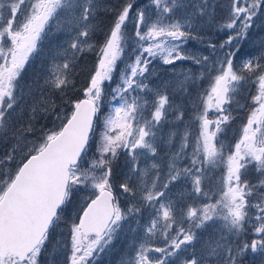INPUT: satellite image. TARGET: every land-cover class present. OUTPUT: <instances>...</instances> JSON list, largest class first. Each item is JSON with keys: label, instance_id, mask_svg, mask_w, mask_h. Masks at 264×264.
Listing matches in <instances>:
<instances>
[{"label": "snow or ice", "instance_id": "1", "mask_svg": "<svg viewBox=\"0 0 264 264\" xmlns=\"http://www.w3.org/2000/svg\"><path fill=\"white\" fill-rule=\"evenodd\" d=\"M27 2L0 0V264H94V254L111 243L123 222L139 225L145 212L143 236L134 237L125 264H245L249 255L264 264V39L257 52H246L237 62L240 41L264 17V0H228L227 6L217 0H119L105 7L111 26L83 98L74 101L64 97L80 54L93 47V21L102 4L35 0L19 19ZM58 13L65 16L60 30L66 39L55 56L63 59H53L43 83L21 87V70ZM205 26L226 37L218 45L206 42L213 55L223 53L215 61L184 48L189 40L205 43ZM130 39L134 61L121 70L107 102L111 111L102 118L104 82L113 79ZM157 57L164 65L191 61L200 67L199 75L182 71L164 85L183 95L190 84L215 73L199 94L203 108L195 116L194 144L185 132L175 146L173 132L159 140L163 155L157 130L169 111L177 120L183 112L166 91L138 79ZM249 82L256 93L245 98L251 105L241 104L238 97ZM145 92L154 98L140 95ZM57 95L70 110L56 111ZM234 104L251 110L228 148L221 134L235 118ZM49 116L52 128L41 123ZM97 121L102 122L98 138ZM121 153L126 159L116 183L114 165ZM221 166L224 173L213 191L209 174ZM78 194L84 199L77 206ZM62 226L66 232L58 231Z\"/></svg>", "mask_w": 264, "mask_h": 264}, {"label": "rangeland", "instance_id": "2", "mask_svg": "<svg viewBox=\"0 0 264 264\" xmlns=\"http://www.w3.org/2000/svg\"><path fill=\"white\" fill-rule=\"evenodd\" d=\"M137 1H141V0H137ZM34 2H35V0H28L27 4L22 6V11L19 15V19H23L24 14L28 11V7L30 6L31 3H34ZM227 3H228V0H222L223 5L227 6ZM98 10H97V12H98ZM150 15H152V19L156 18L154 14H150ZM174 15L177 17L180 16L181 15L180 10L177 9L175 11ZM64 20H65L64 14L58 13L45 26V31L41 34V39L37 42L36 51H34L31 54H34V53L39 54V55L42 54V55H44V57H46L49 60V63L45 67V69H44L45 72L43 71V74H38V75L32 74L29 81H28V84H29L30 80H34L38 76H43V75L46 76L48 74V69L52 66L54 58L58 62L62 61L63 58L62 57H56L55 53L58 49V46L62 45L66 39L65 33L60 30V28L63 26ZM261 20H264V17H262L260 20H256V23L254 24V26L249 30V32L247 34V38L240 41L241 52L238 53L237 62H239V59L242 58L246 52H257L258 51L259 41L261 39H264V28H262L260 26ZM52 22H54L53 25H52ZM94 24H95V22H94ZM51 25H52V29L50 30ZM126 31H127V34L131 37L132 33H133V25L131 22L128 23ZM202 34L205 37V43H200L196 40H189V41H187V43L184 46L185 51L188 53H191V54L208 55L210 57L211 61H215L217 59V56H222L223 53L218 50L217 53L215 55H213L211 53V51L206 47V42L208 39H211L216 44L218 41L220 43L221 40L226 38L225 34L222 32H218L216 29L211 28V27H207V26H205L203 28ZM93 38L94 37L92 36V39L90 41L93 44V47L90 50H86L85 52H90L91 50L95 49L96 43L94 42ZM132 47H133V41L130 39L127 41V44H126L124 50L126 51ZM223 51L226 52V51H228V49L226 48ZM131 56H132V58H131L132 61H134L135 55L132 52H131ZM122 58H123V53H122L120 60H122ZM120 60H118L117 63ZM127 63H130V60L125 61L124 69H125ZM175 66L176 65H164L162 63V61L157 57L156 59H153L151 61V63L147 66L148 71L145 73V76L144 77H138V79L143 80V82L145 84H147L149 88H152V89L160 88L161 90L166 91V88L164 87V85L166 84V82H173L174 83V81L177 79L178 73H180L182 71H188L189 69H191L192 72L199 75L200 71H201L200 67L197 65H194L191 61H180V66L178 68H176L177 70L175 69L177 71V74L174 75L175 72H173L172 69ZM116 70H117V68H116ZM116 70L112 73L113 77L116 73ZM212 75H214V74H212ZM212 75H211V77H212ZM118 78H120V77H118ZM179 78L183 79V76H180ZM41 82H43V81H41ZM105 82H110V81H105ZM25 83L26 82H20V85L23 87V86H25L24 85ZM172 92H175L173 87H172ZM200 93H202V92L199 91V94ZM255 93H256V85L252 84L251 82L246 83L244 85V89H243L241 95L238 97V99H240V102L243 100L244 103H242V104L251 105V100L245 99V98L249 97L250 95H254ZM140 95L142 97L148 99L149 101H151L154 98V94L151 92L140 93ZM113 106H115V102H113ZM253 107H254V105H253ZM250 110L251 109L249 108L248 111L246 112L245 119L240 118V121H239L240 126L238 127L239 131H238V129L231 130L233 132V134H235V132L236 133L238 132L237 139L235 141H233L234 144L239 139L240 135L242 134V127L246 123L247 116H248ZM110 111H111V108L108 105L107 112H105L103 114V116H106ZM170 113H171V111L168 112L166 121L162 123L161 128L159 130H157V143H158V147L160 149L161 155L164 154L165 148L162 144L159 143L160 138L163 137L164 139H167V137L171 133L174 132V130H175L174 128H176L174 126L175 125L174 119L169 118ZM145 115L150 116V110L148 112H146ZM209 115L212 116L213 113L209 112ZM190 124L192 127L191 122H190ZM101 128H102V122H101ZM178 132H180L179 129H178ZM186 132H188L190 134L189 138L192 141V143L194 144L195 137L198 135V132H199V128H197L193 132L191 131L192 133H190L189 130H186ZM221 135H222V138H223L224 143L226 145V143L230 139V136L228 134L223 135V133ZM98 136H99V133H97V138H98ZM181 136L182 135H180V138H181ZM173 139L176 142L175 146L178 147L179 136L176 135L173 137ZM189 151H191V149H189ZM125 159H126V157L122 153V165L118 163L116 168H115V172L117 174L116 183L119 182L120 172L123 169ZM249 176H250V178H254L255 173L252 172L249 174ZM215 186H216V183H215ZM75 199L77 202V206L79 204L83 203V199H84L83 194H78ZM120 204L123 207L125 205V202L121 199ZM70 214L72 216H75L74 212H72ZM129 221L123 222V227L119 230L118 233H116L114 235L111 243L106 245L102 252H99L98 255L94 254V256H95L94 264H125V261L127 260L128 255L130 254L131 244L133 242L134 237L143 236V226L145 224H147V222H148V213L145 212V214L141 217L139 225H137L134 220L130 219ZM133 227H135L137 229L136 233H133L131 231V228H133ZM58 231L66 232L67 228L65 226H62V228L59 229ZM209 232H211V229H209L207 232H202L201 236L206 237L209 234ZM127 240H128L127 250L124 253L120 254V251H121L120 247L122 244H125L124 242ZM154 243L159 245V246H163V240L160 238H155ZM153 255H159V254H153ZM113 257L115 258V261H114ZM245 264H260V260H259V258H257L255 261H253L251 255H249L248 257L245 258Z\"/></svg>", "mask_w": 264, "mask_h": 264}, {"label": "trees", "instance_id": "3", "mask_svg": "<svg viewBox=\"0 0 264 264\" xmlns=\"http://www.w3.org/2000/svg\"><path fill=\"white\" fill-rule=\"evenodd\" d=\"M100 2L102 4V7L98 10L96 17L94 19V22L96 25V31L93 35L94 37L93 40L96 43V47L94 50H91L90 52H83L82 54H80V59L75 65V73L73 74V84L69 85V89L67 91L66 96L64 97V100L74 101L77 97L83 98L82 97L83 88L88 82L90 73L94 71L96 67L99 54H100V47L102 46L104 42L105 33L108 31V29L111 26L112 17L106 13L105 7L115 5L119 2V0H100ZM137 2L146 4L148 0H141ZM217 2L222 4V0H217ZM217 18L220 19V16L218 15ZM54 22H52V25ZM52 25H51L50 30L52 29ZM218 44H219V41L217 42V45ZM131 52H132V48L126 51L124 50L122 60H120L117 63V67H116L117 70H116V73L113 79L110 82L104 83V86H103L104 87V97H103L104 103L102 106V118H103V114L107 112V108H108L107 102L111 99L112 89L118 83H120V78L118 77H120L121 75V70L124 69L125 61H129V60L130 62L132 61ZM48 63H49V60L46 57H44V55L42 54L39 55V54L34 53V54L29 55L28 60L25 62V65H24L25 68L21 70V76L19 78V83L26 82L24 85H31V84H35L37 80H39L40 83H43L41 81H43L45 77L44 75L38 76L34 80H30L29 84H28V81L32 74H35V75L43 74V71ZM179 66H180V61H177L176 66L174 68L176 69ZM176 70H175L174 75L177 74ZM204 71L206 72L207 70H204ZM212 74H215V73L206 74L203 80L197 82V85L190 84L189 85L190 93L188 95H183L182 93H179V92L177 93L176 91L172 92L171 84L166 88V92L171 97L173 104L179 105L180 110L183 112L182 120L176 119L177 113L174 111H171V113L169 114L170 115L169 118L170 119L172 118L175 121L174 126L176 128H174L175 129L174 132L176 133L177 136H179V140H180V135H183L186 132V130H189L190 133H192L197 128H199L198 121L195 119L197 111L202 110L203 108V105L200 103V100H199V91L204 93L209 88L210 83H211ZM55 101L58 106L56 109L57 112H59L61 108H63L65 111L70 110V104L64 103L58 95L55 97ZM240 103L241 104L244 103L243 100ZM248 109L249 107L239 108L236 105L232 106L233 116L235 118L229 123V125L226 127V131L223 133V135L228 134L230 136L229 141L226 143V146L228 148H231L234 145L233 141H235L238 136V132L237 133L235 132V134H233L231 130L238 129V127L240 126V123H239L240 118L245 119L246 112L248 111ZM53 121H54V116H49L46 121L42 120L41 123H46L49 128H52ZM190 122L192 123V127H191ZM55 123L58 125L59 121H55ZM100 128H101V121H97V129H98L97 133H99ZM178 129L180 130V132H178ZM118 163L122 165V153L120 157L118 158V160L115 162L114 168H116ZM223 173H224V168L223 166H221L219 168L213 169L212 172L209 174L211 177V186L213 187V191H215V183L217 184V181L220 179ZM207 186H208V181H206V187ZM124 243L125 244H122L120 247L121 248L120 254L124 253L127 250L128 240L125 241ZM114 261H115V258H114Z\"/></svg>", "mask_w": 264, "mask_h": 264}]
</instances>
